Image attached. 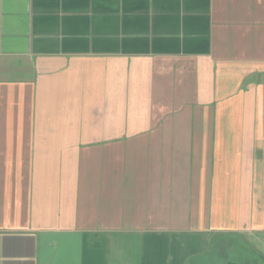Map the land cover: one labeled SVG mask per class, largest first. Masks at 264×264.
<instances>
[{
    "label": "crops",
    "instance_id": "obj_1",
    "mask_svg": "<svg viewBox=\"0 0 264 264\" xmlns=\"http://www.w3.org/2000/svg\"><path fill=\"white\" fill-rule=\"evenodd\" d=\"M260 237L264 0H0V264H247Z\"/></svg>",
    "mask_w": 264,
    "mask_h": 264
},
{
    "label": "rangeland",
    "instance_id": "obj_2",
    "mask_svg": "<svg viewBox=\"0 0 264 264\" xmlns=\"http://www.w3.org/2000/svg\"><path fill=\"white\" fill-rule=\"evenodd\" d=\"M253 241L254 240H252V242ZM237 244H238L237 239L227 240V247L228 248H230V246L232 248H238L239 244H238V247L235 246ZM251 245L253 248H258L259 252L256 251V252H254V254H252L251 250L249 248H247V249H245L246 252L238 253V255H243L242 257H240V260L243 261V258H245V259L247 258L246 260L244 259L245 260L244 263H247V264H264V260L260 259V257H264V249H262V248H264V240H262V238L260 237L259 239L255 240V242ZM228 253H230V251H228ZM258 255H260V256H258Z\"/></svg>",
    "mask_w": 264,
    "mask_h": 264
},
{
    "label": "trees",
    "instance_id": "obj_3",
    "mask_svg": "<svg viewBox=\"0 0 264 264\" xmlns=\"http://www.w3.org/2000/svg\"><path fill=\"white\" fill-rule=\"evenodd\" d=\"M227 264H239V263L231 261V262H228Z\"/></svg>",
    "mask_w": 264,
    "mask_h": 264
}]
</instances>
